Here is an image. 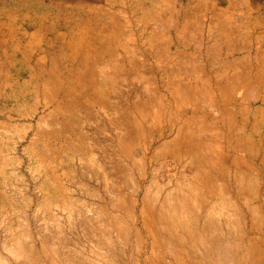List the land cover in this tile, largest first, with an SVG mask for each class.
Instances as JSON below:
<instances>
[{
  "label": "rangeland",
  "instance_id": "374dc122",
  "mask_svg": "<svg viewBox=\"0 0 264 264\" xmlns=\"http://www.w3.org/2000/svg\"><path fill=\"white\" fill-rule=\"evenodd\" d=\"M217 2L92 0L102 17L84 22L103 32L80 54L63 47L71 56L52 65L54 77L62 74L57 89L48 81L56 46L45 43L41 66L38 50L0 52V264H260L258 195L206 192L207 175L222 172L217 162L228 153L212 139L225 137L226 118L207 97L206 35L195 45L189 26L207 28ZM25 4L4 0L0 10L18 26L27 14L12 10ZM86 56L95 59L89 67ZM215 100L231 101L234 112L242 106L240 98ZM250 146L253 156L235 153L252 160L255 176Z\"/></svg>",
  "mask_w": 264,
  "mask_h": 264
},
{
  "label": "crops",
  "instance_id": "0c3cea01",
  "mask_svg": "<svg viewBox=\"0 0 264 264\" xmlns=\"http://www.w3.org/2000/svg\"><path fill=\"white\" fill-rule=\"evenodd\" d=\"M3 1L0 0V2ZM20 1H25L27 4L24 7L13 9L12 13L26 12L27 15L24 16L22 23L18 26L8 18L6 21L3 17V14L6 13L0 10V52L5 51L6 53L8 47H13L14 51L16 50L17 52L12 51L11 54L15 56L17 54L20 55V53L38 50L39 56L35 57L34 61L41 66V60L48 57V53L45 52L46 47L44 46L47 42V49L49 47L53 48L54 45L57 50L50 55V59H52L51 68L54 63H59V56L63 54L71 56V52L68 50L65 52L63 47L72 45L78 54H80L81 49L85 52V48L82 47L84 43L87 40L91 42V34L99 33L100 31V26L92 30L90 28L92 23L87 22L89 19H99L102 17L101 9L99 8L100 4H91L92 0H79L83 3L76 5H74V2L70 4V0H67L68 3L65 5L58 4V0ZM93 1L100 3L101 0ZM233 1L238 2L240 0ZM245 2L246 4L243 8L239 7L237 9V12L240 14L234 12L230 15L231 25H234L236 29L240 27V30H235L236 36L233 37L232 43L235 42L238 46L243 47L228 53L227 45L224 44L220 46L218 51H212L211 47L209 48L212 59L208 60L207 64L212 69L209 71L210 78L207 81H217V84L212 82L210 92L208 93L209 96L207 97L210 98L211 107L219 109L220 113L223 114L222 117L226 118V124L223 125L225 129L224 127L223 129L227 132L225 133V137L218 135V137L212 139L217 141L222 140V144L228 148V153L227 155H222L223 159L217 162L219 169L222 172L226 171V180L222 179V172H218L217 175H207L206 183H210V190L206 192L216 195L224 193L257 194L260 207L264 209V0H246ZM34 3H38V7L33 5ZM46 3L49 4L47 5ZM87 3L88 5L86 6ZM43 6L48 7L44 10ZM241 17H243L242 21H240ZM212 18H216V15ZM84 19L87 20L84 22ZM101 32H103V27ZM70 33L78 34L77 39L73 40L69 35ZM203 34L206 35L205 42L209 43L207 40L209 35L206 31ZM87 36H89L88 39ZM37 37H39L40 41L32 43V40ZM48 38L49 42L47 41ZM60 38L64 40H60ZM82 40L84 41L83 43H81ZM200 41H203L202 36ZM242 41L245 43L243 44ZM100 45H96L95 48H100ZM58 50L61 51L58 52ZM32 56L33 54L30 55L29 59ZM23 60L26 64L27 58ZM70 63L71 61H65L63 65ZM69 66H72V64ZM215 67L220 69L216 70ZM59 75L62 74L57 72L54 77L56 81L59 79ZM231 90L233 91L231 92ZM58 94L57 92L55 93L56 98ZM217 95L240 98L242 106H238V110L234 112L229 107L231 106V101L219 102L215 100ZM235 107L234 109H236ZM239 113L242 115V120L237 124L236 116ZM246 129H251L249 135L240 137L237 132L241 134ZM254 133H256V136H254ZM253 144L257 146V154L254 157L258 158L256 160L258 163H254L258 170L255 176L250 174L252 160L236 155V153H244L246 156H253L250 146ZM249 183H255V185H250ZM202 184L203 182H200L201 186ZM204 192V189H199L195 191V194H202ZM199 200L202 201L201 195H199ZM260 257L262 258L260 264H264V254ZM179 263L187 264L185 261H179Z\"/></svg>",
  "mask_w": 264,
  "mask_h": 264
},
{
  "label": "bare ground",
  "instance_id": "6f19581e",
  "mask_svg": "<svg viewBox=\"0 0 264 264\" xmlns=\"http://www.w3.org/2000/svg\"><path fill=\"white\" fill-rule=\"evenodd\" d=\"M218 1H219V4H218V2L216 4H213V12L216 15V18H211V20H209V23L207 24L206 32L209 35L207 40L209 41V45H210L212 51H215V50L218 51L220 46L222 44H224V45H227V48H228L227 49V53H228V52H232V51L238 49V48H233L235 46L234 45L235 42L232 43V41H233L232 39H233L234 36H236L235 30L237 31L240 28L239 27V28L236 29L234 25H231L230 15L232 13H234V12H237V9L239 7L243 8L245 6V4H246V2H245L246 0L245 1L240 0L238 2H234L233 0H218ZM247 4H248V2H247ZM258 8H260V7H258ZM190 12L192 13V11H190ZM237 13L240 14L239 12H237ZM194 14L196 15L197 13H194ZM246 14H248V13H246ZM242 20H243V17L240 18V21H242ZM184 21L185 22L183 23V29L184 28H188V25H189L187 20H184ZM100 28L102 29V27H100ZM204 31H205V29H204V27H202L201 23L195 22L193 27L189 26V33L190 34H192L193 32L196 33L195 45H197L199 43L198 42L199 35L202 36ZM178 34H179V36H182L183 32L180 29H178ZM155 37H158V36L156 35ZM181 41H182L181 44H186V42H188L187 39L181 40ZM242 43L244 44L245 42L242 41ZM86 58L88 59V61H85L84 66L85 67H89V64L91 63V60L93 61L95 59L87 57V56H86ZM72 59H74L73 55H72ZM55 68H56V66L54 65L50 69V71L48 73V81H52L54 79V70H55ZM88 70L89 71L87 73L89 75V80H93L94 81L95 72L92 69H88ZM53 81L55 82V80H53ZM94 82H92V83H94ZM60 86H61V84H60L59 81H56L54 83V87H56V89H57V87H60ZM67 94L71 95L70 94V90H68V89L66 90V95Z\"/></svg>",
  "mask_w": 264,
  "mask_h": 264
}]
</instances>
